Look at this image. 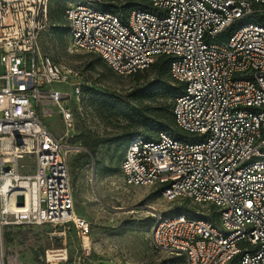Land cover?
Segmentation results:
<instances>
[{"label": "built area", "instance_id": "2783aa9c", "mask_svg": "<svg viewBox=\"0 0 264 264\" xmlns=\"http://www.w3.org/2000/svg\"><path fill=\"white\" fill-rule=\"evenodd\" d=\"M92 1L64 9L70 48L97 54L120 74L167 55L170 79L181 85L173 118L189 135L133 134L119 164L123 181L157 184L163 202L185 197L214 206L213 218L154 211L152 244L186 264H228L236 256L238 264H264V0L103 4L117 11ZM48 5L0 0V264H26L5 243L8 225L72 224L83 241L90 232L88 220L74 213L66 159L83 147L43 121L58 113L71 126L67 99H79L84 84L80 71L37 55ZM47 250L41 264L62 260H49Z\"/></svg>", "mask_w": 264, "mask_h": 264}, {"label": "rangeland", "instance_id": "374dc122", "mask_svg": "<svg viewBox=\"0 0 264 264\" xmlns=\"http://www.w3.org/2000/svg\"><path fill=\"white\" fill-rule=\"evenodd\" d=\"M77 1L84 0H49L47 20L38 34L37 55L48 56L61 66L82 74L84 84L79 99L73 94L67 99L72 125H65L58 113L43 121L63 141L83 147L68 152L66 159L74 213L89 222V245L85 246L72 224L53 223L8 225L5 243L15 248L26 264L44 263L45 249L56 247L64 248L66 256L58 264H186L182 255L160 250L152 244V213L182 211L213 218L210 210L214 206L185 197L163 202L157 184H126L119 169L124 147L132 133L139 131L156 138L160 132L148 129L133 117L126 105L120 103V98L152 108L172 104L173 99L134 100V88L154 77L152 69L120 74L97 54L70 48L63 13L69 2ZM109 2L112 3L111 0L92 1L99 8ZM113 3L124 6L125 2ZM144 3L150 6L148 1ZM252 19L251 16L243 18L236 25ZM31 57L30 51L24 53L27 68ZM3 85L4 79L0 77V87ZM54 85L63 88V84ZM175 129L168 132L173 137L189 135L187 131ZM86 142L93 144V150ZM214 220L218 224L217 213Z\"/></svg>", "mask_w": 264, "mask_h": 264}, {"label": "trees", "instance_id": "16d2710c", "mask_svg": "<svg viewBox=\"0 0 264 264\" xmlns=\"http://www.w3.org/2000/svg\"><path fill=\"white\" fill-rule=\"evenodd\" d=\"M126 3H127L126 4L127 7L129 6V3L131 4V2H126ZM117 8L118 6L116 5L114 6L103 5V9L105 10L117 11ZM169 60H170L169 56L160 55L157 57L154 63L150 67H148L154 71V77L148 80L147 82H145L144 84L138 85L134 88L132 92L135 95V97L133 98L134 100L137 99L141 101L142 99H146L150 101H156L159 98H169V97L174 100L175 96H177L181 92V85L173 83L172 80L170 79L168 72ZM120 99H121L119 100L120 103L126 105L131 115L136 119L142 121L148 129H153L155 132L158 131L169 132L176 130L174 124V118H173V110H172L173 102L172 104L170 103L159 104L155 108H152L149 105H145V106L137 105L133 100H129L127 98H120ZM135 133L143 134L142 132L136 131L132 133L130 137ZM153 137L154 135L150 136L148 134L147 138L150 139ZM87 144L90 147V149L93 150L92 149L93 144L91 143H87ZM228 264H238V257L236 256Z\"/></svg>", "mask_w": 264, "mask_h": 264}, {"label": "bare ground", "instance_id": "6f19581e", "mask_svg": "<svg viewBox=\"0 0 264 264\" xmlns=\"http://www.w3.org/2000/svg\"><path fill=\"white\" fill-rule=\"evenodd\" d=\"M84 243H85V245H88L89 239L84 238ZM47 256H48L49 260L54 259V257H58L59 259H64L66 257L64 250L63 249H57V248H48ZM53 264H57V263H53Z\"/></svg>", "mask_w": 264, "mask_h": 264}]
</instances>
